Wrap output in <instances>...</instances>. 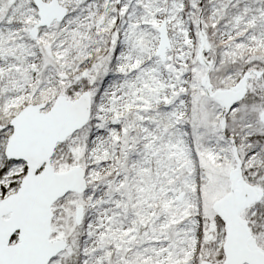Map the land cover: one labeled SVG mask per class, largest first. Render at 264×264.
Masks as SVG:
<instances>
[{
  "label": "snow or ice",
  "instance_id": "1",
  "mask_svg": "<svg viewBox=\"0 0 264 264\" xmlns=\"http://www.w3.org/2000/svg\"><path fill=\"white\" fill-rule=\"evenodd\" d=\"M0 264H264V0H0Z\"/></svg>",
  "mask_w": 264,
  "mask_h": 264
}]
</instances>
